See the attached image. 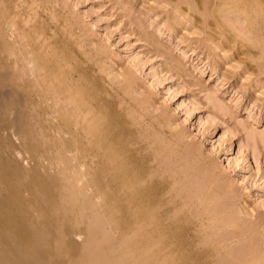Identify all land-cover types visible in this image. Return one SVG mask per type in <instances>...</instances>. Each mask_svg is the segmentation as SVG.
I'll list each match as a JSON object with an SVG mask.
<instances>
[{"label": "rangeland", "instance_id": "rangeland-1", "mask_svg": "<svg viewBox=\"0 0 264 264\" xmlns=\"http://www.w3.org/2000/svg\"><path fill=\"white\" fill-rule=\"evenodd\" d=\"M217 1L0 0V41L86 75L169 214L216 258L264 264V0ZM58 226L44 264H98L97 238ZM109 234L97 244L132 260L128 235Z\"/></svg>", "mask_w": 264, "mask_h": 264}, {"label": "bare ground", "instance_id": "bare-ground-1", "mask_svg": "<svg viewBox=\"0 0 264 264\" xmlns=\"http://www.w3.org/2000/svg\"><path fill=\"white\" fill-rule=\"evenodd\" d=\"M34 52L0 41V264H44L54 222L78 223L63 235L72 229L89 241L97 238L86 246L98 264L136 263V256L140 264L251 261L216 258L219 245L199 244L190 225L169 214L163 191L149 182L119 137L96 84L72 69L58 74L57 62L39 60ZM55 208L63 209L56 221ZM86 223L98 228L92 231ZM116 231L128 235L132 260L121 249L123 259L115 262L112 244H97L109 242V232ZM75 242L65 246L76 247Z\"/></svg>", "mask_w": 264, "mask_h": 264}]
</instances>
